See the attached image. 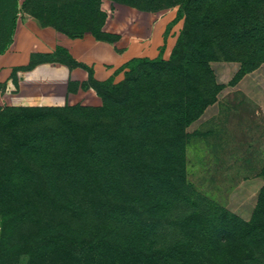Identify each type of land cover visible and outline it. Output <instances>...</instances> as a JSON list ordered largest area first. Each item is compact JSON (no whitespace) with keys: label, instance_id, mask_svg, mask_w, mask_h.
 <instances>
[{"label":"rangeland","instance_id":"rangeland-1","mask_svg":"<svg viewBox=\"0 0 264 264\" xmlns=\"http://www.w3.org/2000/svg\"><path fill=\"white\" fill-rule=\"evenodd\" d=\"M160 1L165 0H17L13 8V0H0V51L11 42L12 17L15 23L27 15L46 25L53 22L69 37L90 32L112 38L102 29L119 6L172 10L178 40L184 26L179 6ZM251 1H224L245 21L211 28L220 31L217 42L200 28L204 68L190 64L185 72L171 75L164 90L141 86L117 105L123 118L121 144L109 159L120 169L103 189L127 211H105L102 205L110 199H99L83 184L71 187L77 203L59 200L65 204L56 214L66 212L72 224L65 231L78 238L115 239L132 247L135 258H117L104 247L81 254L63 246L57 225L45 221L40 205L26 200L24 182L15 180L0 181V264H264V113L237 91L220 95L211 68L214 61L238 68L264 63V0ZM249 16L255 20L247 21ZM209 39L215 43L207 46ZM57 51L61 62L73 64L65 50ZM136 59L126 63L124 73ZM95 92L99 104L84 108L105 106L112 115L115 103ZM195 94L196 103L190 98ZM157 98L170 104L155 109L149 121L132 124L142 106H158ZM80 110L78 114H90ZM131 153L138 157V167L127 160ZM144 163L152 170H144Z\"/></svg>","mask_w":264,"mask_h":264},{"label":"trees","instance_id":"trees-1","mask_svg":"<svg viewBox=\"0 0 264 264\" xmlns=\"http://www.w3.org/2000/svg\"><path fill=\"white\" fill-rule=\"evenodd\" d=\"M224 1H160L165 5H178L184 19V26L169 58L156 61L136 59L133 69L125 73L124 79L109 87L106 81L94 80L89 74V82L94 89L97 92H103L115 103L112 115L108 114L105 106L97 108H84L90 107L84 105L0 107V181L1 183L15 180L24 182L27 189L26 200L29 203L39 204L41 216L45 221L50 222L51 225H57L59 232L56 237L61 240L63 246L81 254L86 249L96 250L104 247L111 255L118 256L117 258L131 261L135 258L136 253L132 247H123L115 239L94 235L78 238L74 233L65 231L67 227L71 228L72 224L66 212L60 217L56 214V210L65 204L59 203V200L77 203L75 190L71 187L83 184L93 194L98 195L99 199H110L109 205H102L105 211L114 210V207H119L123 212L127 211L128 206L120 207L118 203H114L112 197L103 189L104 185L110 184V177H118L116 168L119 167H115V159H109L112 156V149L121 144L123 118L117 105L128 97L129 92L141 86L150 84L155 90H164L169 81L171 82V75L185 72L190 64L196 68H204L207 58L201 50L200 28L207 34L211 33L210 38H215L217 42L219 36L216 37V35L220 31H211V28L226 29L235 22L245 21L244 16H239L236 12L232 13ZM240 1L246 4L252 3L251 0ZM16 2L17 0H13V8ZM251 20H255V17L249 16L247 21ZM46 23L58 30L53 22ZM11 26L14 32L16 23L13 17ZM94 36L98 39H109ZM212 39H209L207 46L215 43ZM6 49H2L0 53ZM194 55L197 58L193 59ZM259 65H240L231 84H236L246 73ZM142 74H148V78L142 80L140 78ZM192 97L196 103L198 95H191L190 98ZM139 98V102L144 101V96ZM157 102L158 106L155 107L150 104L142 106L132 124L149 121L155 109L159 110L161 106L170 104L159 98ZM80 109L90 114H78L76 110ZM127 160L130 161L131 166L139 161L138 157L132 153ZM136 166L138 167V164ZM142 167H145L146 171L152 170V167L145 163ZM91 207L94 208L93 204Z\"/></svg>","mask_w":264,"mask_h":264},{"label":"crops","instance_id":"crops-1","mask_svg":"<svg viewBox=\"0 0 264 264\" xmlns=\"http://www.w3.org/2000/svg\"><path fill=\"white\" fill-rule=\"evenodd\" d=\"M175 16L172 10L142 12L119 6L102 29L109 39L90 32L69 37L24 16L16 21L11 42L0 53V106L99 104L89 74L94 80L116 83L132 59H168L178 34ZM57 49L65 50L74 63L61 62ZM211 68L220 95L237 91L264 113V63L236 84H231L238 70L235 63L214 61Z\"/></svg>","mask_w":264,"mask_h":264}]
</instances>
